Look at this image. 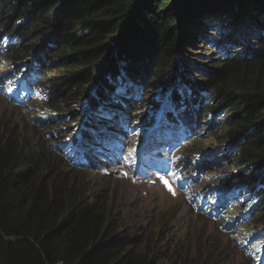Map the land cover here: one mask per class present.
<instances>
[{"label": "trees", "instance_id": "16d2710c", "mask_svg": "<svg viewBox=\"0 0 264 264\" xmlns=\"http://www.w3.org/2000/svg\"><path fill=\"white\" fill-rule=\"evenodd\" d=\"M233 22L238 38L221 42L220 27ZM192 30L219 41L215 50L223 57L204 68L206 79L199 81L185 76L179 60L190 40L183 36ZM3 36L14 67L6 62L0 73L18 72L14 80L26 72L27 83L48 85L47 104L55 110L48 123L73 117L77 124L85 99L105 111L112 91L129 83L128 94L140 97L144 85L154 91L158 84L196 83L210 99L205 114L222 103L215 113L229 110L220 142L236 150L232 167L248 165L255 170L249 177L264 178V0H0ZM148 97L136 103L145 106ZM128 98L120 96L118 105L125 107ZM62 103L71 107L61 109ZM112 106L104 119L113 117ZM174 117L189 119L190 113ZM28 134L13 119L0 121V264H224L215 242L196 235L173 239L167 220L162 229L151 216L125 225L123 204L91 191L80 170L67 163L70 170H62L64 160L44 131ZM88 138H78V147ZM256 210L264 220V198Z\"/></svg>", "mask_w": 264, "mask_h": 264}, {"label": "rangeland", "instance_id": "374dc122", "mask_svg": "<svg viewBox=\"0 0 264 264\" xmlns=\"http://www.w3.org/2000/svg\"><path fill=\"white\" fill-rule=\"evenodd\" d=\"M227 25V28L225 27V25H222V27H220V30L218 31L220 33L219 35H221V41L225 42L227 40H230V37H233L235 41V39L238 38L237 35L240 28L234 22ZM214 29H216V27H214ZM203 30L209 36L213 37L215 35V31L212 32L205 26ZM224 35L229 36L224 37ZM185 36H188L190 40L187 42L184 38L187 44L185 43L179 53L182 56L179 59L180 62H182L181 69L184 68L183 70L186 72L185 76L190 78L191 80L199 81L201 79H206V74L205 72H203V69L215 68L218 64V61L220 62V60L223 59V57L221 56L222 54H219L218 52L220 50H215L216 48L213 47V44L210 43L209 40L203 38V34H201L198 30H192L191 33L185 34L183 37ZM247 38L248 37L246 36V40ZM5 39V36L0 39V49H3V51H0V69L5 68L7 65L9 66V68L14 67L13 62L9 60L11 58L6 53H4L7 51ZM236 49L242 51V48L240 47H236ZM6 62L7 65L4 64ZM17 73L18 72L14 74L16 75ZM43 73V76H45L47 72L43 70ZM15 75H12V77H8V82L4 83H7V85H10L11 88L15 90L23 92L26 89L25 86H22V80L25 77L20 79L21 81H19L18 83L16 81L18 78L12 80ZM23 76H25V73L23 74ZM172 85L173 87L176 86L175 83H172ZM47 86L48 85L46 83H38L35 86L37 93H34L35 90H33L32 96L34 98H31L26 102L19 104V107L15 106L16 100L13 101L7 98L6 91L0 90V121L5 122L6 119H13L15 124L30 133L28 134V136L34 135L33 133L36 129L40 131V133L44 131V136L49 140L51 148L57 150L62 160H64V162L61 164V168L65 171L71 169H69L65 164H69V149L63 151L62 147H54V145L58 141L75 142V137H79L80 135L82 136L81 132L83 131V127H86V120L88 118H103V113L109 111L108 106H110L111 104H113V106L110 109L112 111H115L113 115L114 118H118L122 114H129L132 115V120H137L140 119L144 114L142 109H144L145 106H131L132 102L136 98L140 97V94H138L137 96L130 94L133 95L130 96L127 91H131L133 85L132 83H129L127 88H121L119 90L112 91V97L109 99L110 103L105 105V108H107V110L103 111V106L92 110L91 106L86 105L85 115L82 118V121L79 124L77 130L73 131L76 128V124L69 125V123L72 122V119L66 122H63V120H57L53 123H48V119H46L49 118L48 115L43 117L45 119H40L41 117H39V113L40 115H42L46 111H55L51 110V108H49L47 104V99L52 94V92L48 90ZM153 88V86L144 85L143 91L144 93L155 97L154 95L156 88L154 89V91H152ZM182 88L187 89L186 86H182L181 89L173 88L172 97L175 89L177 93L187 95V93H183ZM45 90H48V92H45ZM16 93L17 92H14V94ZM144 93H142L141 95L144 96ZM195 94V98L197 99L198 103H201L200 98H204V96L206 95V91L205 89H201V91H196ZM122 95L129 96L128 99H125V107H121L118 105V100ZM17 96H20V94H18ZM131 97L134 98L131 99ZM160 99L161 97H158L157 95V102L160 101ZM190 101H193V98L180 102L178 104H181V106H185V104ZM66 105L67 104L62 103L61 109L71 107L70 105ZM167 106L164 108V110L167 108ZM131 108L132 111H129ZM82 109L83 106L81 110ZM216 109L218 110V107ZM135 110H140V112L134 114ZM54 115L51 114L49 116ZM220 118L221 116L217 117L215 119V122L213 123L210 121V119H199V122L203 120L206 121L202 122L200 126H207V129L202 132H199V130H195L194 132V136L198 141L196 152L198 151L199 156H208V159L205 162L206 164H208V167L205 168V171L203 173L204 179H207L203 180L205 183H212L215 178L219 177L231 178V175L235 173L232 167L234 160H229V158L234 154L233 151H231V146L226 142H220V137H222L224 132L227 130V127ZM212 126H214V130L217 131L218 137L209 135V133L212 131L210 130V127ZM78 131L80 135H77ZM77 142L78 141H76V144ZM242 146L243 145H241V147ZM195 157V154L190 155V158ZM76 158L82 165H79L80 168L72 166V168L77 169H71V171L80 170L78 173V178L84 181L86 185H90V190L94 191V193H107L110 195L111 201L113 203L116 202L117 204H123L125 208L121 209V211L124 214L128 215V218L123 221L125 225L144 224L147 221L148 217L151 216V218L153 219L157 218V229H162L163 222L167 220L164 228H166V234L168 233L171 238L193 239L195 238L194 235H196L201 237L203 240H210L212 242H215V244L219 246V249L221 250V261H224V264H251L249 258L254 254L250 253V245H245V247H242V243L244 237L254 234L255 232H257V229H254L249 233H232L231 231L223 233L221 225L219 223H216L218 220L214 221L211 216L203 214L204 212H197L195 209H192L189 206V202L186 197L178 193L166 192L160 185V183L154 181L141 183L140 181L135 180L133 176H121L118 168H114L111 174H106V172L111 171V169L109 168L105 170L103 168V162L97 164V168L93 169V163H91L92 166L89 167V165H87L81 155L76 156ZM98 159L100 161H104V158H102L101 155L98 156ZM242 163L245 162H241V164ZM188 170L189 169H186L185 171ZM209 171H214L211 177L206 176ZM216 182L217 181H214L213 184ZM231 182L234 183L235 181ZM251 183H253V180L251 181ZM251 186L252 190L247 192L246 195L244 194L236 197V200L240 201L238 205L232 207V204H230L228 206V208L231 209V212H229L230 214H228V217L230 218L224 221H231L241 212L248 211L250 205L252 204L256 203V206H259V202L264 198V181L262 184H256V189L254 191V184H252ZM234 203L235 201H233V204ZM167 226H170V228H167Z\"/></svg>", "mask_w": 264, "mask_h": 264}, {"label": "clouds", "instance_id": "9594fccd", "mask_svg": "<svg viewBox=\"0 0 264 264\" xmlns=\"http://www.w3.org/2000/svg\"><path fill=\"white\" fill-rule=\"evenodd\" d=\"M24 73V77L28 79V74H26V72ZM12 75L15 74H10L9 70L2 71L0 73V80H7L8 77H12ZM37 84L38 83H22V86L26 87L22 92L11 88L7 83H0V90L6 91L7 98L13 101L16 100L15 106L19 107V104L33 97V90H35L34 93H37L35 87ZM166 84L167 85L158 84L154 95L155 97L151 95L148 97L150 101H148L144 109H142L144 114L140 119L132 120V115L129 114H122L118 118H114L113 116L109 119L99 117L94 119L88 118L86 120V127H83V131L81 132L82 136L89 135L88 140H86L84 144L80 147H78V142L76 144L78 138L81 137L78 131L77 135L80 136L74 138L75 142L58 141L54 147H62L63 151L69 149V164H67L71 167L80 168L79 165L82 164L77 160L76 156L81 155L89 167L92 166L91 163H93V169L97 168V164L103 162L102 164L105 170L111 169V171H107L106 174H111L114 168H118L121 176H133L135 180L141 183L152 181L160 183L166 192L178 193L186 197L192 209H195L197 212H204L203 214L211 216L214 221L218 220L216 223L221 225L223 233L229 231L232 233H249L257 229V232L254 234L243 238L242 247L250 245V253L254 254L249 258L251 264H264V220L256 215V207L258 205L256 206V203L252 204L248 211L241 212L231 221H224L230 218L228 214H230L229 212H231V209L228 208V206L232 204L231 206L235 207L240 203L239 200H236V197L244 194L246 195L247 192L251 191L252 184H254V191L256 189L255 185L262 184L264 178L259 177L255 179V177H257L256 174L249 177L248 175L255 170H246L248 165H244L241 168H233L235 173L231 175V178L219 177L215 178L214 181L217 182L214 184V181L212 183H205L203 180L207 179H204L203 173L205 168L208 167V164L205 163L208 156H199L198 151L196 152L198 141L194 136V132L195 130L202 132L207 129V126H200L202 122L206 121L203 120L199 122V119L207 117L204 119H210L213 123L217 117L221 116L220 119H222L225 124L226 121H224L223 115L227 114L229 110L223 108L221 112L215 113V111H217L216 108L218 107L219 109L222 106V104H219L212 112L205 114V106L210 100L209 97H207V92L203 99L200 98L201 103H198L195 98L196 91H201V89L205 88L196 83H188L186 85H177V83H175V87H173L172 83ZM182 86H186L187 89L182 88V90L183 93L185 92L187 95L179 94L175 89L172 97L173 88L181 89ZM14 92L17 93L14 94ZM18 94H20V96H17ZM157 95L161 97L158 102ZM141 97L144 96L141 95ZM141 97L136 98L131 106L138 105L136 102ZM191 98H193V101L186 103L185 106L178 104ZM204 99L206 102L205 105ZM89 101L90 99L87 101L85 99L83 101L82 110L84 111L78 115V123H72L73 121L69 123V125L76 124V128L73 131L77 130L85 115V106H91ZM99 105H101V103ZM166 106L167 108L164 110ZM91 107L92 110H94L95 104ZM132 108L129 111H132ZM176 111L189 112V119H176L174 117ZM53 112L55 111H46L43 117L47 116L48 113L49 115H54L55 113ZM138 112H140V110H135L134 114ZM40 116L39 114V117ZM43 117L41 116V118ZM71 118L73 117L65 119L64 122L69 121ZM89 123H91V126ZM210 130H212L209 133L210 136H214L212 133H216L217 135L214 126L210 127ZM228 145L230 144L228 143ZM231 151H233V153L236 152L232 146ZM192 154H195L196 157L190 158ZM99 155L104 158V161L98 159ZM70 166L68 167L71 168ZM186 169L189 170L185 171ZM240 171H243V173L235 175ZM213 172L214 171H209L206 176L211 177ZM252 180L253 183H251ZM165 181L168 183L165 184ZM231 181L235 182L232 183ZM217 192H219V194L215 197L214 195ZM233 201H235L234 204Z\"/></svg>", "mask_w": 264, "mask_h": 264}, {"label": "flooded vegetation", "instance_id": "af4514ba", "mask_svg": "<svg viewBox=\"0 0 264 264\" xmlns=\"http://www.w3.org/2000/svg\"><path fill=\"white\" fill-rule=\"evenodd\" d=\"M214 47H217V49H219V41H216L213 43Z\"/></svg>", "mask_w": 264, "mask_h": 264}, {"label": "snow or ice", "instance_id": "6c2138e0", "mask_svg": "<svg viewBox=\"0 0 264 264\" xmlns=\"http://www.w3.org/2000/svg\"><path fill=\"white\" fill-rule=\"evenodd\" d=\"M105 118H110V117H108V116H105ZM168 182L167 181H165V184H167Z\"/></svg>", "mask_w": 264, "mask_h": 264}, {"label": "water", "instance_id": "95a60500", "mask_svg": "<svg viewBox=\"0 0 264 264\" xmlns=\"http://www.w3.org/2000/svg\"><path fill=\"white\" fill-rule=\"evenodd\" d=\"M222 42V41H221Z\"/></svg>", "mask_w": 264, "mask_h": 264}]
</instances>
